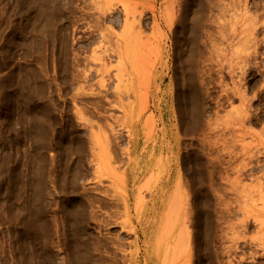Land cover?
I'll return each mask as SVG.
<instances>
[{
	"label": "rangeland",
	"instance_id": "1",
	"mask_svg": "<svg viewBox=\"0 0 264 264\" xmlns=\"http://www.w3.org/2000/svg\"><path fill=\"white\" fill-rule=\"evenodd\" d=\"M0 264H264V0H0Z\"/></svg>",
	"mask_w": 264,
	"mask_h": 264
},
{
	"label": "bare ground",
	"instance_id": "2",
	"mask_svg": "<svg viewBox=\"0 0 264 264\" xmlns=\"http://www.w3.org/2000/svg\"><path fill=\"white\" fill-rule=\"evenodd\" d=\"M126 47H127V43H125V42H124V44L122 43V45L120 46V48H121V51L119 52V57H120V59H123V53L125 52ZM124 48H125V49H124ZM135 152H136V153H135L136 156L138 157V156H139V152H138V151H135ZM178 175L180 176V174H178ZM170 177H172V174L169 175V178H170ZM179 178H180V177H179ZM169 182H170V181H167L166 184H165L164 186L167 187V184H169ZM158 204H159V203H154V204L152 203V208H157V207H158ZM186 229H187V228H186ZM187 233L189 234L188 231H187ZM137 236H138V237H140V236L146 237V236H145V231H144V229H141V232L138 233ZM194 238H195V237H194Z\"/></svg>",
	"mask_w": 264,
	"mask_h": 264
}]
</instances>
